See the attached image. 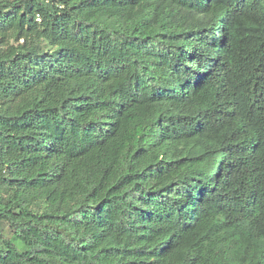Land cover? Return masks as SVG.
<instances>
[{"label": "trees", "instance_id": "trees-1", "mask_svg": "<svg viewBox=\"0 0 264 264\" xmlns=\"http://www.w3.org/2000/svg\"><path fill=\"white\" fill-rule=\"evenodd\" d=\"M0 264H264V0H0Z\"/></svg>", "mask_w": 264, "mask_h": 264}]
</instances>
